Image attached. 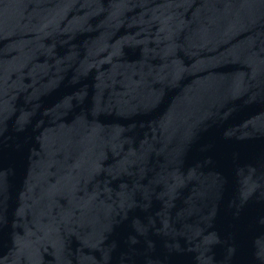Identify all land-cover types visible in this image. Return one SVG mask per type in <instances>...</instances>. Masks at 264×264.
<instances>
[{
	"label": "water",
	"instance_id": "obj_1",
	"mask_svg": "<svg viewBox=\"0 0 264 264\" xmlns=\"http://www.w3.org/2000/svg\"><path fill=\"white\" fill-rule=\"evenodd\" d=\"M0 264H264V0H0Z\"/></svg>",
	"mask_w": 264,
	"mask_h": 264
}]
</instances>
